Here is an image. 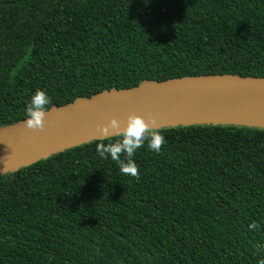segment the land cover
<instances>
[{
	"label": "trees",
	"instance_id": "obj_1",
	"mask_svg": "<svg viewBox=\"0 0 264 264\" xmlns=\"http://www.w3.org/2000/svg\"><path fill=\"white\" fill-rule=\"evenodd\" d=\"M216 75L264 79V0H0V131L36 89L47 112ZM158 131L166 142L136 151L135 177L95 151L115 136L0 175V264H258L264 129Z\"/></svg>",
	"mask_w": 264,
	"mask_h": 264
},
{
	"label": "water",
	"instance_id": "obj_2",
	"mask_svg": "<svg viewBox=\"0 0 264 264\" xmlns=\"http://www.w3.org/2000/svg\"><path fill=\"white\" fill-rule=\"evenodd\" d=\"M130 114L146 120L151 114L157 130L192 125L264 129V79L183 77L76 99L44 112L43 130H29L23 121L0 131V175L86 142L114 137H102L99 127L115 118L122 128Z\"/></svg>",
	"mask_w": 264,
	"mask_h": 264
},
{
	"label": "clouds",
	"instance_id": "obj_3",
	"mask_svg": "<svg viewBox=\"0 0 264 264\" xmlns=\"http://www.w3.org/2000/svg\"><path fill=\"white\" fill-rule=\"evenodd\" d=\"M50 103V97L41 89H36L26 106L24 127L29 130H43L44 110ZM157 120L151 114L145 117L130 114L121 128L119 122L112 118L107 125L99 127L102 137L115 136L116 139L107 144L98 143L95 147L97 155L101 159L110 158L119 166L123 175H138V168L133 159L136 151L147 144L149 150L159 153L161 146L166 142L164 136L157 130ZM112 130L114 135H108ZM123 155V159H121ZM248 230L257 229L255 222L248 224ZM258 264H264V258L258 259Z\"/></svg>",
	"mask_w": 264,
	"mask_h": 264
}]
</instances>
